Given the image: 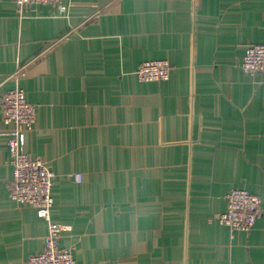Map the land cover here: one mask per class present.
<instances>
[{
    "label": "crops",
    "instance_id": "0c3cea01",
    "mask_svg": "<svg viewBox=\"0 0 264 264\" xmlns=\"http://www.w3.org/2000/svg\"><path fill=\"white\" fill-rule=\"evenodd\" d=\"M264 0H0V264H27L48 221L11 198L2 102L21 67L26 148L54 171L52 217L77 264H264ZM148 59L166 80H140ZM79 174L81 180H79ZM258 194L253 229L217 215Z\"/></svg>",
    "mask_w": 264,
    "mask_h": 264
},
{
    "label": "built area",
    "instance_id": "2783aa9c",
    "mask_svg": "<svg viewBox=\"0 0 264 264\" xmlns=\"http://www.w3.org/2000/svg\"><path fill=\"white\" fill-rule=\"evenodd\" d=\"M15 1L22 11L27 3H62L64 0ZM241 66L251 76L264 74V42L247 47ZM171 71L170 61L148 59L136 68L135 73L140 80L151 81L166 80L170 78ZM24 73L20 67L13 74L15 85L4 96L2 111L4 121L12 125L7 131L10 162L14 169L11 198L20 206L34 207L39 216L48 221L43 249L30 255L27 264H77L73 248L60 246L62 225L52 217L55 173L43 158L32 155L26 148L27 133L35 128L37 106L28 100L21 83ZM227 201V209L217 215L220 222L228 225L231 231L253 229L263 209L260 196L247 188L233 187L227 194Z\"/></svg>",
    "mask_w": 264,
    "mask_h": 264
}]
</instances>
